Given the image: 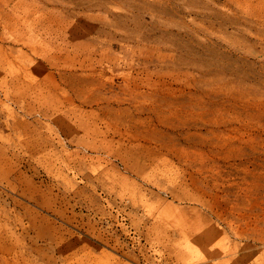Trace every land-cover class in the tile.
Segmentation results:
<instances>
[{
    "label": "rangeland",
    "instance_id": "1",
    "mask_svg": "<svg viewBox=\"0 0 264 264\" xmlns=\"http://www.w3.org/2000/svg\"><path fill=\"white\" fill-rule=\"evenodd\" d=\"M0 1L18 4L0 14V264H264V17L244 12L257 0ZM30 46L114 97L18 87L20 50L44 61Z\"/></svg>",
    "mask_w": 264,
    "mask_h": 264
},
{
    "label": "bare ground",
    "instance_id": "2",
    "mask_svg": "<svg viewBox=\"0 0 264 264\" xmlns=\"http://www.w3.org/2000/svg\"><path fill=\"white\" fill-rule=\"evenodd\" d=\"M20 5V4H19ZM18 4L11 5L7 2L0 1V14H3V16L6 18L7 14L14 13L17 11ZM24 12V11H21ZM245 14L248 16V21L253 23L257 21H261L264 17V0H257L254 3H250L247 5V8L244 9ZM17 17L21 23L18 22V20L15 18ZM14 18V21H12V37L18 39V41L22 42L23 45L29 44V41L25 40V32L27 28V20L26 17H22L21 20V14H16V16L12 17ZM37 18L33 19V24H35ZM29 51H32L31 54H35V56L42 55L41 57L45 61H37L34 59V57H31L27 51L20 50V58H22V61H24L22 69H25L24 75H22L23 70L19 72H9L11 78L14 80L16 79L18 82V87L25 89V91H30L33 89L36 85L42 86L43 83H49V88L47 92L56 93V91L59 89L60 84H64L65 86H73L75 90L72 89L71 96H68L66 99L69 101L74 100L75 98H78L76 100L80 101L83 105H91L95 100H97V95L104 94L107 98L106 99H112V96L114 97L111 88L108 86V84L105 82L104 84H101L98 82V77L95 76L94 70H91L88 73H84V69L81 66H62V64H59V62L56 60L57 53H49V54H41L38 48L35 46H30ZM44 52V50L42 51ZM0 77L1 73H0ZM23 79V81L21 80ZM79 85V86H78ZM78 86V88L76 87ZM66 95L68 92H65ZM46 98V96H44ZM95 99V100H94ZM75 100V101H76ZM23 103V102H20ZM19 103V104H20ZM43 103V102H42ZM40 104V106L42 105ZM18 104V105H19ZM44 103L40 109L39 112L44 116H48V108ZM20 110L23 113L22 116V123L31 125V122L26 118L28 113L36 112L37 109L36 106L32 103H29L28 105H19ZM12 112L11 110L9 111ZM38 120V119H37ZM35 154L33 156L31 155V158L38 157L41 158L45 156L48 153L47 149V143L44 142V144L39 143L35 148ZM22 175V174H21ZM13 192H16L19 194V196L28 199L35 203L38 207H44L45 201L42 200L40 202V199L36 198L33 193L27 192L25 189L19 190L16 187H10ZM177 197V196H176ZM16 202H19V200H16ZM197 227L195 226L190 228H185L184 231H181L182 234L190 235L195 233ZM10 237L15 238L17 236L16 232L9 233ZM1 237V236H0ZM38 240H44L48 241L50 245L56 244L57 248H60L62 245V240L58 238H54V236H46L43 235L39 237ZM38 242V241H37ZM64 247H61L59 249V253L63 252ZM65 253V251H64Z\"/></svg>",
    "mask_w": 264,
    "mask_h": 264
}]
</instances>
